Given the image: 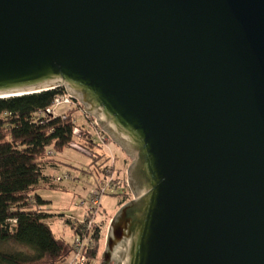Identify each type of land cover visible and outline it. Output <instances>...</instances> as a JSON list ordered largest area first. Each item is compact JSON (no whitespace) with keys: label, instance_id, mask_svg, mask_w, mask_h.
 Masks as SVG:
<instances>
[{"label":"water","instance_id":"1","mask_svg":"<svg viewBox=\"0 0 264 264\" xmlns=\"http://www.w3.org/2000/svg\"><path fill=\"white\" fill-rule=\"evenodd\" d=\"M58 87L131 158L97 264H264V0H0V98Z\"/></svg>","mask_w":264,"mask_h":264},{"label":"trees","instance_id":"2","mask_svg":"<svg viewBox=\"0 0 264 264\" xmlns=\"http://www.w3.org/2000/svg\"><path fill=\"white\" fill-rule=\"evenodd\" d=\"M61 91L58 87L0 98V244L8 246L0 250V264H63L71 244L53 234L47 222V201L35 193L46 178L43 166L53 161L56 152L71 147L75 137L95 169L108 161L88 129L77 128L72 111L64 117L40 114ZM48 148L53 154L47 153ZM99 230L95 226L94 247L86 253V264L95 257Z\"/></svg>","mask_w":264,"mask_h":264},{"label":"rangeland","instance_id":"3","mask_svg":"<svg viewBox=\"0 0 264 264\" xmlns=\"http://www.w3.org/2000/svg\"><path fill=\"white\" fill-rule=\"evenodd\" d=\"M57 111L65 113L72 111V117L77 128L82 126L87 128L88 131L91 129L90 122L84 117L80 107L63 105L58 107ZM37 116L41 115L39 114ZM75 144L78 145L76 137ZM100 149V151L105 154V157H108V159L110 157L113 158L114 172L119 183L113 192L107 193L101 197L98 210L93 217L95 222H98L100 225V238L95 257L89 260V264H97L98 260L101 259V254L105 247V235L110 219L123 203L132 198V193L126 182V171L131 163V158L114 142H108L106 145L101 146ZM54 157L61 161L62 167L73 169L75 167H73V165L70 167L68 164H73L77 161L81 162V164L86 162L91 166L89 167V171L78 170L77 172L79 175L76 180L67 179V177L65 178L62 176L57 187L39 188L42 197L47 199V203L45 204L46 212L49 214L47 222L53 234L63 238L66 242L71 244L74 232L73 228L66 220L70 218L71 221L74 222L82 220L85 217L87 214L86 204L82 205L80 202L87 198L94 185L102 181L103 166L101 165L99 170L95 169L94 166L90 164V154L76 150L73 147H64L61 151L56 152ZM7 247L8 246L0 244V250H5Z\"/></svg>","mask_w":264,"mask_h":264},{"label":"built area","instance_id":"4","mask_svg":"<svg viewBox=\"0 0 264 264\" xmlns=\"http://www.w3.org/2000/svg\"><path fill=\"white\" fill-rule=\"evenodd\" d=\"M62 91L55 96L52 104L47 107L44 111L40 112V114L45 115L49 114L52 116H65V112H58L57 109L60 106H75L80 107V110L84 117L90 122V134L92 142L104 146L108 142H112L111 137L101 129L95 117L87 114L82 104L74 98L69 92L66 91L63 87ZM78 129H75L74 132L77 133ZM74 149L85 152L87 154L88 151L84 150L80 146L72 143ZM48 154H53L52 150L48 148ZM103 179L100 183L93 186L90 190L87 198L84 201H81L80 204H86L87 214L82 220L72 221L73 222V231L74 237L71 243V251L68 258L63 262V264H86L87 262V251L93 249L94 240L92 237L95 226H100L98 222H95L93 219L95 213L98 210V206L100 204V199L103 195L107 193H111L116 189L118 185V179L114 172L113 158L110 157L106 164L102 169ZM100 234V230H99Z\"/></svg>","mask_w":264,"mask_h":264},{"label":"crops","instance_id":"5","mask_svg":"<svg viewBox=\"0 0 264 264\" xmlns=\"http://www.w3.org/2000/svg\"><path fill=\"white\" fill-rule=\"evenodd\" d=\"M54 156H55V154L52 155L53 161H50V162L44 164L42 172L46 178H45V180H41L39 182L38 187L35 190V193H37L43 200H46V201H47V199L42 197V195L40 194L39 188H41V187H49V188L57 187V184L60 181V179L62 178V176H64L65 178L67 177V179L76 180V179H78V175H79L77 172L78 170L79 171H83V170L89 171V167H91V166H89L88 163L84 162V164H81V162H79V161H77L73 164H71L69 162L71 165L68 164V166L71 167L73 165V167H75L77 169L62 167V165L60 163L61 161L56 159ZM69 220H71V219L68 218L66 221H68L69 224L71 225Z\"/></svg>","mask_w":264,"mask_h":264}]
</instances>
